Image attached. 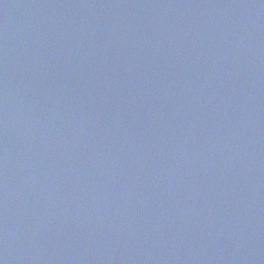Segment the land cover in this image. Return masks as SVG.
<instances>
[{
	"label": "water",
	"instance_id": "1",
	"mask_svg": "<svg viewBox=\"0 0 264 264\" xmlns=\"http://www.w3.org/2000/svg\"><path fill=\"white\" fill-rule=\"evenodd\" d=\"M3 264H264V0H0Z\"/></svg>",
	"mask_w": 264,
	"mask_h": 264
},
{
	"label": "snow or ice",
	"instance_id": "2",
	"mask_svg": "<svg viewBox=\"0 0 264 264\" xmlns=\"http://www.w3.org/2000/svg\"><path fill=\"white\" fill-rule=\"evenodd\" d=\"M0 264H3V262H2V261H0Z\"/></svg>",
	"mask_w": 264,
	"mask_h": 264
}]
</instances>
